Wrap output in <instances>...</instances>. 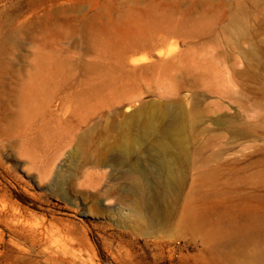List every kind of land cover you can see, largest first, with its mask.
<instances>
[{"label":"rangeland","instance_id":"1","mask_svg":"<svg viewBox=\"0 0 264 264\" xmlns=\"http://www.w3.org/2000/svg\"><path fill=\"white\" fill-rule=\"evenodd\" d=\"M38 53L72 103L37 113L39 143L59 147L46 185L3 150L0 264H264V0H0V132L25 117L18 77ZM140 108L184 117L176 177L148 176L151 226L126 209L125 167L85 163ZM94 170L113 193L101 205L78 186ZM62 182L67 199L48 191Z\"/></svg>","mask_w":264,"mask_h":264},{"label":"bare ground","instance_id":"2","mask_svg":"<svg viewBox=\"0 0 264 264\" xmlns=\"http://www.w3.org/2000/svg\"><path fill=\"white\" fill-rule=\"evenodd\" d=\"M42 55V57L39 55V58L34 56L36 59L22 69V74L18 77L20 89L22 90L23 108L25 110L23 113L25 117L20 119H23V121L16 120V125L7 124L0 132V157L3 150L12 147V149L18 152V155H16L19 158L23 157L25 159V167L28 165L30 171H34L36 183L40 187L49 182L50 175L55 171L56 162L59 159V147L56 143L55 145L52 144L54 141H50L51 144L47 142L49 140L47 137H45L46 140L48 139L45 143H39L37 133L40 126L37 122V113L39 110L50 107L54 103H58L56 105L58 108L64 105L65 102L72 103L71 100H68L70 96L68 92L61 89V83L64 79L61 70L47 63L48 58H46L45 54ZM181 86L179 89H181ZM56 106L55 108H57ZM102 107V103L91 106V111L85 114L80 123L88 124L91 122L92 118L98 114L97 112ZM128 109L129 107L125 111H128ZM183 118L182 114L175 113L172 109L160 110L158 113L153 114L144 108H140L116 125L115 129L118 135L114 144L98 145L91 152L85 153V163L93 169L107 165V167L115 172L117 169L114 167L117 165L126 168L121 172V177H124L125 181L129 183L128 194L130 198L127 201L126 209L128 212L133 213L138 221L143 223L148 221L150 226L156 213L152 208L154 196H151L148 191L151 187L148 176L153 172L156 174L155 176L157 177L155 178L157 180L164 179L166 183H171L174 177H176L178 172L176 163L183 154L181 149L184 142V138L182 137V132L184 131ZM58 120L59 123L61 119ZM75 128L76 126L71 128V134L67 133L69 134L67 144H70L74 140L73 132ZM173 148L177 149V155L172 154L171 150ZM144 150L154 152L155 155L147 154L143 156ZM113 152L117 154L110 156ZM152 169H155V171ZM6 171L11 175L12 168L10 165L6 167ZM83 176V180L78 186L81 189L83 188L81 192L89 190L92 200L101 205L100 200L102 198L110 199L112 197V190L104 189L103 173L94 170L86 172ZM55 187H60L64 198L67 199L64 195V183L52 184L48 188V191L53 192ZM5 204L3 207H7L11 211V214L8 211L10 216L5 221L13 226H17L20 223L21 217L18 212L20 205L18 206L15 202H10L6 204L7 206ZM145 211L148 219L146 218ZM118 214L120 215V211H118ZM63 240L65 241V239Z\"/></svg>","mask_w":264,"mask_h":264},{"label":"trees","instance_id":"3","mask_svg":"<svg viewBox=\"0 0 264 264\" xmlns=\"http://www.w3.org/2000/svg\"><path fill=\"white\" fill-rule=\"evenodd\" d=\"M18 200L23 203V204H29V201L27 199H25V197H18Z\"/></svg>","mask_w":264,"mask_h":264}]
</instances>
